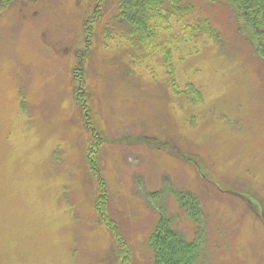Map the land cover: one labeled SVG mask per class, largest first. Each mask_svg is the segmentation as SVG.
<instances>
[{
    "label": "rangeland",
    "instance_id": "obj_1",
    "mask_svg": "<svg viewBox=\"0 0 264 264\" xmlns=\"http://www.w3.org/2000/svg\"><path fill=\"white\" fill-rule=\"evenodd\" d=\"M181 1L170 36L207 20L218 38L179 43L173 74L118 0L0 8V264H122L126 242L154 264L163 215L200 238L196 264H264V62L226 1Z\"/></svg>",
    "mask_w": 264,
    "mask_h": 264
},
{
    "label": "trees",
    "instance_id": "obj_2",
    "mask_svg": "<svg viewBox=\"0 0 264 264\" xmlns=\"http://www.w3.org/2000/svg\"><path fill=\"white\" fill-rule=\"evenodd\" d=\"M103 1L108 3V0ZM221 1H226L233 8L235 14L242 19L243 27L247 26L251 31L255 41V52L264 62V0ZM11 2L12 0H0V8L6 10ZM176 10H182L181 0H118L117 19L121 20V26H128L133 38L145 50L160 54L172 74L175 72V66L171 52L179 43L187 44L197 37V34H206L208 37L218 38L216 30L207 20L200 21L201 23L197 26H193L189 22L183 23L180 39L170 36L173 27L171 19L174 16H180ZM188 12L189 10L186 11V13ZM162 32L170 36L168 37L169 41L164 39L165 43L169 42L168 46L161 41ZM181 202L184 203L183 207L186 208V214L195 223L198 224L199 222L198 227L201 233L202 213H200L198 201L183 197ZM96 209L104 223L115 229V223L105 216L107 205L105 206L103 201H97ZM114 231L117 240L122 239L119 232ZM148 246L152 252L154 264H196L201 257L202 250L200 238L191 242L187 241L174 228L172 219L165 215L161 216L157 228L149 238ZM130 253L127 242L120 244L122 264L131 263L132 254L130 255Z\"/></svg>",
    "mask_w": 264,
    "mask_h": 264
}]
</instances>
